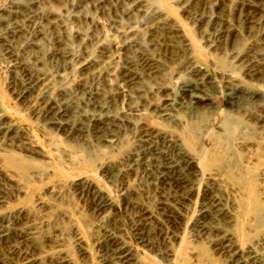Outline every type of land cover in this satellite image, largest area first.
<instances>
[{"label":"rangeland","instance_id":"374dc122","mask_svg":"<svg viewBox=\"0 0 264 264\" xmlns=\"http://www.w3.org/2000/svg\"><path fill=\"white\" fill-rule=\"evenodd\" d=\"M0 264H264V0H0Z\"/></svg>","mask_w":264,"mask_h":264},{"label":"bare ground","instance_id":"6f19581e","mask_svg":"<svg viewBox=\"0 0 264 264\" xmlns=\"http://www.w3.org/2000/svg\"><path fill=\"white\" fill-rule=\"evenodd\" d=\"M195 100L198 101V100H200V99L197 100V98H196ZM252 258H253L255 261H260V259H259L258 256H252Z\"/></svg>","mask_w":264,"mask_h":264}]
</instances>
